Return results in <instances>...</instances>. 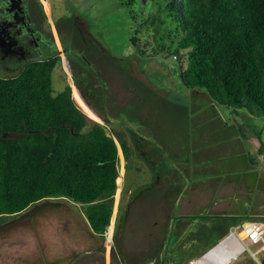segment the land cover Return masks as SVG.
Segmentation results:
<instances>
[{"label": "trees", "instance_id": "obj_1", "mask_svg": "<svg viewBox=\"0 0 264 264\" xmlns=\"http://www.w3.org/2000/svg\"><path fill=\"white\" fill-rule=\"evenodd\" d=\"M120 1L144 18L140 26L159 50L180 56L188 89L264 116V0ZM53 69L38 62L21 75L0 76V217L68 199L85 207L91 229L104 236L120 183L118 148L69 89L55 92ZM124 231L120 222L114 259L122 254Z\"/></svg>", "mask_w": 264, "mask_h": 264}, {"label": "rangeland", "instance_id": "obj_2", "mask_svg": "<svg viewBox=\"0 0 264 264\" xmlns=\"http://www.w3.org/2000/svg\"><path fill=\"white\" fill-rule=\"evenodd\" d=\"M47 1L63 45L72 33L78 34L79 27L77 28L73 23V18L75 21L79 19L91 33L97 36L100 43L114 58L133 57L148 74L150 81L168 93V97L157 96L148 89H141L140 84L130 78V82L141 89L137 90L140 98L139 96L134 98L136 102L130 107V111L127 113L122 111L120 116H127L130 120L135 116L136 110L137 115L146 114L150 117L146 126L148 125V134L152 142H154L155 135L161 133H166L167 138L171 139L175 134L172 132L178 130L184 136V143H186L184 145L188 146L192 145L194 136L200 132H206L209 136L206 147L210 150L208 156L206 155L208 164L205 158L202 163L208 165L209 174L197 175L198 172H194V176L197 175L202 179L208 177L210 181L218 184L231 183L232 189L241 199L238 204L241 214L252 216L256 208L264 211V116L254 115L247 109H234L219 105L211 101L205 91L194 93L188 89L180 75V70L184 68V63L179 62L180 56L177 55L175 59L167 51L159 50L151 35L146 34L145 28L140 26L144 18H141L139 14L134 17L130 9L122 5L120 0ZM45 4H47L46 0ZM46 10L49 12L47 7ZM46 18L48 19L49 15ZM48 26L45 23L44 29L47 30ZM135 36L139 39L137 44L132 42ZM110 65L117 67L112 62ZM59 73L60 68L57 67L53 73V85L57 93L64 90V86L57 81V78L60 80ZM18 74L19 71L1 76L13 77ZM74 95L88 118L97 120L96 115L87 108L77 92ZM195 97L200 101L198 102ZM139 99L141 100L138 102ZM214 114L215 119L212 118ZM208 115L211 118L210 121H208ZM106 128L109 133L118 134L114 130L113 122L109 123ZM194 148L188 149L192 160L200 149L195 146ZM120 161L122 162L121 158ZM198 167L204 169L203 166ZM119 181V184L116 181L117 190L114 195L112 225L110 224L105 235L101 237L105 243L106 253L105 256L101 252L98 254V259L100 261L105 259L106 264H110V259L113 257L110 254L111 246L114 245L116 228L113 222L123 188L122 177ZM149 208L148 205L147 209ZM82 212L81 207L70 206L68 202L56 199L37 203L17 215L0 217V264L11 253L14 255L19 253V263L36 264L42 263L43 259H49L51 257L49 248L53 245L62 248L63 243L67 240L69 242V237L65 233V219L69 213L74 219L79 216L76 221L79 222ZM78 225L71 223V227ZM233 231L224 239L235 235L243 244L244 250L227 264H264V243L251 244L245 237H240L242 232L239 229H233ZM55 239L60 246L54 244ZM58 253L61 254V250ZM253 253H256V258L252 255ZM61 257L63 258V255ZM112 264H118V260L112 258Z\"/></svg>", "mask_w": 264, "mask_h": 264}, {"label": "flooded vegetation", "instance_id": "obj_3", "mask_svg": "<svg viewBox=\"0 0 264 264\" xmlns=\"http://www.w3.org/2000/svg\"><path fill=\"white\" fill-rule=\"evenodd\" d=\"M46 2L0 0V76L18 71L21 75L27 66L38 62L53 63V73L60 68L59 84L70 90L76 106L85 114L76 101L74 94L77 92L98 119L88 118L85 114L86 117L101 125L114 139L118 152L121 150L122 162L118 153V173L123 172V188L117 209L118 224L126 223L129 215L149 210L151 206L155 209L164 206L161 203H165L167 196L175 199L179 194L184 163L191 157L188 149L200 148L190 163L204 168L208 166L202 163L203 158L206 162L210 150L206 147L208 134L195 133L192 145L188 146L184 145V136L178 130L172 132L175 134L171 139L161 133L155 135L152 142L146 126L150 117L137 115L136 110L130 120L127 116H120V112L130 111L136 102L134 98H140L139 90L148 89L157 96L168 97L162 93H167L166 90L154 84L155 90L140 80L139 76L144 75L150 81L140 63L133 57L114 58L79 19L75 21L73 18V23L81 30L78 28V34L72 33L63 45ZM48 15L50 18L47 19ZM45 23L49 25L47 30L44 29ZM111 62L117 67H111ZM130 78L136 80L141 89L130 82ZM195 99L200 101L197 97ZM213 116L215 119V114ZM210 119L208 115V121ZM112 122L117 135L109 133L106 128ZM18 254H9L1 264L19 263Z\"/></svg>", "mask_w": 264, "mask_h": 264}, {"label": "crops", "instance_id": "obj_4", "mask_svg": "<svg viewBox=\"0 0 264 264\" xmlns=\"http://www.w3.org/2000/svg\"><path fill=\"white\" fill-rule=\"evenodd\" d=\"M118 153L122 160L120 149ZM191 157H188L184 163L183 176L178 187L179 194L175 199L167 196L165 203H161L164 206L156 209L151 206L149 210L129 215L126 223L121 222L125 231L122 254L115 255L118 264H194L205 257L216 245L218 246L221 241L220 244L229 242L232 259L241 254L238 247L241 246L244 249V246L235 235L224 238L233 233V229L238 230L249 221L264 219V211L256 208L252 216L241 214V210L237 211L241 199L232 189V184H218L210 181L208 177L198 178L197 175L200 174L208 175L209 170L207 167L199 169L198 166L201 165L190 163ZM194 172L198 174L194 176ZM120 176L123 186L121 172L119 178ZM53 200L56 199H50V201ZM60 200L68 202L70 206L81 207L83 214L79 222H76L79 216L74 219L69 213L65 219V233L69 237V242L67 240L63 243L62 248L53 245L49 248L51 257L43 259L42 263H36V261L35 263L106 264L105 259L102 261L98 259L100 252L104 254L103 256L106 253L105 243L101 238L103 236L91 229L85 215V207L68 199L60 198ZM244 217L248 219H242ZM116 221L117 213L113 222L114 228ZM72 222L79 225L71 227ZM72 233L74 235L71 236ZM54 244L60 246L56 239ZM113 248L114 245L110 249L111 256ZM59 250L61 254L58 253ZM112 258L110 264H112Z\"/></svg>", "mask_w": 264, "mask_h": 264}, {"label": "bare ground", "instance_id": "obj_5", "mask_svg": "<svg viewBox=\"0 0 264 264\" xmlns=\"http://www.w3.org/2000/svg\"><path fill=\"white\" fill-rule=\"evenodd\" d=\"M240 237L244 238L245 234L242 232L240 234ZM219 244H218L217 247H215L214 249L210 250L205 255L204 258L200 259L195 264H227L229 261H231L232 260V258L230 257L231 246H230L229 242L227 241V242H224L223 244H220V245ZM238 250L242 253V251L244 249L241 246H239Z\"/></svg>", "mask_w": 264, "mask_h": 264}, {"label": "built area", "instance_id": "obj_6", "mask_svg": "<svg viewBox=\"0 0 264 264\" xmlns=\"http://www.w3.org/2000/svg\"><path fill=\"white\" fill-rule=\"evenodd\" d=\"M177 59V56H174ZM245 234V239L251 244L258 245L264 243V222L259 220H252L239 229ZM256 258V253L252 254Z\"/></svg>", "mask_w": 264, "mask_h": 264}, {"label": "water", "instance_id": "obj_7", "mask_svg": "<svg viewBox=\"0 0 264 264\" xmlns=\"http://www.w3.org/2000/svg\"><path fill=\"white\" fill-rule=\"evenodd\" d=\"M139 78H140V80H142L143 82H145L147 85H149L150 87H152L153 89H155V90H157V88H156V86L153 84V83H151L148 79H147V77L146 76H139ZM162 93L163 94H165L166 96H168V94L167 93H165L164 91H162ZM217 246V245H216ZM215 246V247H216ZM214 247V248H215ZM213 248V249H214ZM204 258V257H203Z\"/></svg>", "mask_w": 264, "mask_h": 264}]
</instances>
